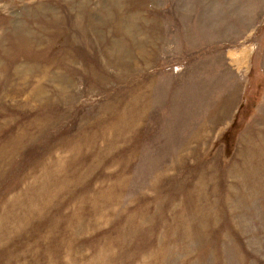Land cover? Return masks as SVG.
I'll return each mask as SVG.
<instances>
[{
    "label": "rangeland",
    "instance_id": "obj_1",
    "mask_svg": "<svg viewBox=\"0 0 264 264\" xmlns=\"http://www.w3.org/2000/svg\"><path fill=\"white\" fill-rule=\"evenodd\" d=\"M0 264H264V0H0Z\"/></svg>",
    "mask_w": 264,
    "mask_h": 264
}]
</instances>
